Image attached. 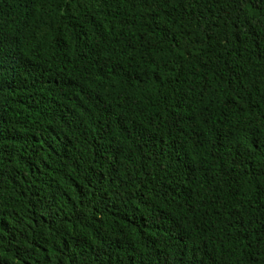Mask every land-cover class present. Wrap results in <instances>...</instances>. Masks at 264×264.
I'll return each instance as SVG.
<instances>
[{"label": "trees", "instance_id": "trees-1", "mask_svg": "<svg viewBox=\"0 0 264 264\" xmlns=\"http://www.w3.org/2000/svg\"><path fill=\"white\" fill-rule=\"evenodd\" d=\"M0 264H264V0H0Z\"/></svg>", "mask_w": 264, "mask_h": 264}]
</instances>
